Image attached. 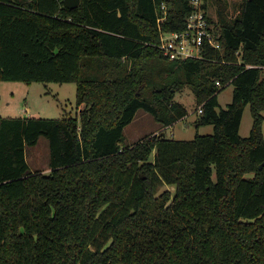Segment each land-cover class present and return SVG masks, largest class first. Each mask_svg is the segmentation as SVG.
<instances>
[{
    "label": "trees",
    "instance_id": "1",
    "mask_svg": "<svg viewBox=\"0 0 264 264\" xmlns=\"http://www.w3.org/2000/svg\"><path fill=\"white\" fill-rule=\"evenodd\" d=\"M204 6L222 49L179 61L160 34L186 28L192 0H0V82H75L84 104L60 118L0 114V264H264V0L231 18L224 0ZM185 86L213 132L124 143L139 109L165 127L187 116ZM42 136L49 173L27 158Z\"/></svg>",
    "mask_w": 264,
    "mask_h": 264
},
{
    "label": "rangeland",
    "instance_id": "2",
    "mask_svg": "<svg viewBox=\"0 0 264 264\" xmlns=\"http://www.w3.org/2000/svg\"><path fill=\"white\" fill-rule=\"evenodd\" d=\"M227 4L226 13L229 18L237 16L242 0H224ZM218 6L210 3L209 14L217 21ZM234 86L228 85L219 95L221 107H226L232 101ZM77 85L75 82H32L26 83L16 80L0 82V114L8 117H48L60 118L67 114L76 116L84 108V104L77 105ZM176 100L188 108V115L180 119L173 126H163L154 116L145 109H139L131 123L125 129L126 145L135 143L142 137L165 132L168 136L177 139H193L197 133L213 132L212 125L197 126L196 119L199 112L196 110V98L193 90L185 86L176 94ZM82 108H81V107ZM264 114V111H263ZM253 124L251 107L248 104L244 110L240 134L248 136ZM264 133V121H263ZM49 141L42 136L36 145L28 146L27 158L34 170L50 172L49 167ZM155 151L152 154L154 158ZM152 158V160H153ZM165 189H174L172 185L164 184L158 193Z\"/></svg>",
    "mask_w": 264,
    "mask_h": 264
},
{
    "label": "built area",
    "instance_id": "3",
    "mask_svg": "<svg viewBox=\"0 0 264 264\" xmlns=\"http://www.w3.org/2000/svg\"><path fill=\"white\" fill-rule=\"evenodd\" d=\"M205 2L206 0H192L193 10L187 17V26L184 30L161 32L160 48L170 60L202 58L206 44L222 49L220 42L211 31L212 24L208 18V10L204 6ZM162 7L163 15L158 22L167 17L166 4ZM218 84L221 85L219 81ZM199 111L201 112L202 109Z\"/></svg>",
    "mask_w": 264,
    "mask_h": 264
},
{
    "label": "water",
    "instance_id": "4",
    "mask_svg": "<svg viewBox=\"0 0 264 264\" xmlns=\"http://www.w3.org/2000/svg\"><path fill=\"white\" fill-rule=\"evenodd\" d=\"M69 8H75L80 5L81 0H63Z\"/></svg>",
    "mask_w": 264,
    "mask_h": 264
},
{
    "label": "crops",
    "instance_id": "5",
    "mask_svg": "<svg viewBox=\"0 0 264 264\" xmlns=\"http://www.w3.org/2000/svg\"><path fill=\"white\" fill-rule=\"evenodd\" d=\"M81 107V106H80ZM82 108V107H81ZM171 126H173V125H171ZM213 126V125H212Z\"/></svg>",
    "mask_w": 264,
    "mask_h": 264
}]
</instances>
